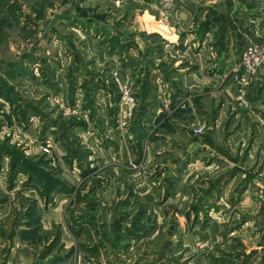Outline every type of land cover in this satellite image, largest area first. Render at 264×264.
<instances>
[{"label": "rangeland", "instance_id": "rangeland-1", "mask_svg": "<svg viewBox=\"0 0 264 264\" xmlns=\"http://www.w3.org/2000/svg\"><path fill=\"white\" fill-rule=\"evenodd\" d=\"M134 4L0 0V264H264V147L249 156L251 145L231 142L242 120L264 128L255 92L264 42L247 43L223 77L207 64L205 75L219 79L212 88L169 84L153 101L132 67L90 73L87 42L98 28L89 16L118 13L132 43ZM248 47L259 58L250 66ZM223 85L235 95L220 113L213 91ZM185 141L198 145L194 155ZM121 145L128 156H111Z\"/></svg>", "mask_w": 264, "mask_h": 264}, {"label": "crops", "instance_id": "crops-1", "mask_svg": "<svg viewBox=\"0 0 264 264\" xmlns=\"http://www.w3.org/2000/svg\"><path fill=\"white\" fill-rule=\"evenodd\" d=\"M104 1L107 5L111 2L116 7H124L128 2H135L128 11V17L135 16L137 25L132 30L136 29L138 35L132 43L126 40L125 34L129 28L122 26L119 29L118 13L98 9L97 11L101 13L99 16L97 11L95 16L90 15L88 21L93 19L95 21L93 27L98 28L95 38L87 42L91 51L90 73L96 72L97 79L107 77L111 70H116L121 76H125L132 67L135 72L139 71L141 80H144L142 83L144 97L152 95L153 101L160 98L157 95L158 91L169 84L179 89L182 86L212 88L219 79L205 75L207 64L219 66V69L222 66L221 72L218 70L219 72L214 76L220 73L219 78L223 77L225 69L234 63L247 43L264 42V0H174V8L169 10L161 8L162 0ZM85 8L81 5L80 15L86 10ZM113 16L118 17L113 19ZM122 16L120 14V17ZM101 17L104 18L103 21L97 19ZM114 35L118 40L111 39ZM150 47L160 49L162 54L147 55L146 50ZM78 61L80 60H75L76 63ZM180 65L185 67L181 68ZM223 87L222 90L213 91L215 95L221 96L220 113L233 102L235 95L232 86L223 85ZM255 92L260 94L264 103V75L261 76ZM167 97L166 103H169L171 97L169 98L168 95ZM253 121L251 118L248 126L245 127L242 120L240 128L234 131L231 141L233 150H238V147L244 144V146L251 145L249 156L261 153L259 147H264V128L259 122ZM183 123L174 120L176 126H189ZM218 123L219 121L215 122ZM248 129H252L254 138L248 139L247 142V136L245 140L243 136ZM203 140L206 147L211 150V142L208 139ZM184 146L188 156L192 153L194 155L195 147L198 145L196 142L185 141ZM236 146L238 147L235 148ZM119 147L118 150L116 149V154L111 156H128L127 150L122 145Z\"/></svg>", "mask_w": 264, "mask_h": 264}, {"label": "built area", "instance_id": "built-area-1", "mask_svg": "<svg viewBox=\"0 0 264 264\" xmlns=\"http://www.w3.org/2000/svg\"><path fill=\"white\" fill-rule=\"evenodd\" d=\"M163 3H165V6H167L168 2H170L171 0H162ZM256 50L252 47H248L246 48V50L244 51L242 58L245 61V63L247 64V66H250L252 63V60H258V54H256L255 52ZM117 79V87H118V91L120 93V103L121 105H123L124 108L126 107H131V102H132V98L129 94V89L126 88V86L124 84H122L123 82L120 80V77H116ZM196 133H201V128H197L195 130Z\"/></svg>", "mask_w": 264, "mask_h": 264}, {"label": "trees", "instance_id": "trees-1", "mask_svg": "<svg viewBox=\"0 0 264 264\" xmlns=\"http://www.w3.org/2000/svg\"><path fill=\"white\" fill-rule=\"evenodd\" d=\"M13 161L16 163V162H19V161H21V163L20 164H23L22 165V167L20 168L22 171L24 170V169H26V162H24L23 160H21V159H19V158H14L13 159ZM31 167H29V169H30ZM32 169V168H31Z\"/></svg>", "mask_w": 264, "mask_h": 264}]
</instances>
